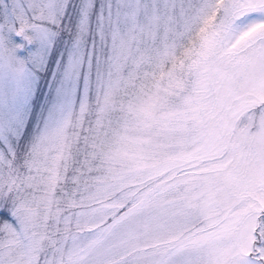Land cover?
<instances>
[{"label": "snow or ice", "instance_id": "snow-or-ice-1", "mask_svg": "<svg viewBox=\"0 0 264 264\" xmlns=\"http://www.w3.org/2000/svg\"><path fill=\"white\" fill-rule=\"evenodd\" d=\"M0 264H264V0H0Z\"/></svg>", "mask_w": 264, "mask_h": 264}]
</instances>
